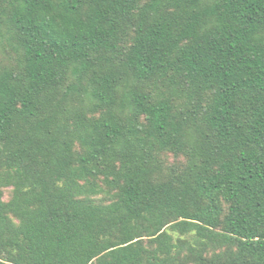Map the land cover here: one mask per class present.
<instances>
[{"label": "trees", "instance_id": "obj_1", "mask_svg": "<svg viewBox=\"0 0 264 264\" xmlns=\"http://www.w3.org/2000/svg\"><path fill=\"white\" fill-rule=\"evenodd\" d=\"M0 264H264V0H0Z\"/></svg>", "mask_w": 264, "mask_h": 264}, {"label": "rangeland", "instance_id": "obj_2", "mask_svg": "<svg viewBox=\"0 0 264 264\" xmlns=\"http://www.w3.org/2000/svg\"><path fill=\"white\" fill-rule=\"evenodd\" d=\"M160 159L167 173L172 172V171H180L186 164V158L183 155L177 156L169 152L163 153L160 156ZM12 192H13L12 188L4 191V201L5 202H8L11 199ZM103 196L104 195H100L94 198H96V200L98 201ZM14 221L18 223L16 219H14Z\"/></svg>", "mask_w": 264, "mask_h": 264}]
</instances>
